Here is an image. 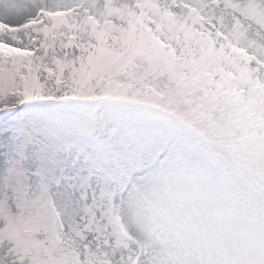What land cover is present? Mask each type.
<instances>
[{
  "label": "snow or ice",
  "instance_id": "obj_1",
  "mask_svg": "<svg viewBox=\"0 0 264 264\" xmlns=\"http://www.w3.org/2000/svg\"><path fill=\"white\" fill-rule=\"evenodd\" d=\"M0 264H264V0H0Z\"/></svg>",
  "mask_w": 264,
  "mask_h": 264
}]
</instances>
